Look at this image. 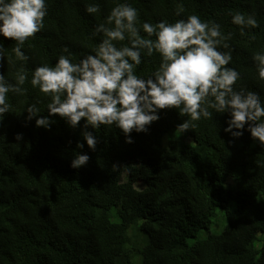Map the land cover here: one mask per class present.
<instances>
[{
	"label": "trees",
	"instance_id": "1",
	"mask_svg": "<svg viewBox=\"0 0 264 264\" xmlns=\"http://www.w3.org/2000/svg\"><path fill=\"white\" fill-rule=\"evenodd\" d=\"M120 2L138 10L141 24L192 14L220 24L225 35L232 33L228 66L241 75L235 87L264 100L252 59L264 51V0ZM91 3L99 4V13H86ZM115 5L48 0L45 27L23 48L28 80L35 67L67 55L64 48L73 62L92 52L102 38L92 32ZM179 6L185 11L176 16ZM236 11L253 14L260 26L241 35L231 23ZM0 42L6 49L0 73L14 82L20 62H7L15 60L14 42ZM159 62L156 53L142 56L136 72L147 78ZM23 87L25 95L9 94L13 113L0 124V264H264V147L248 131L238 139L224 132L227 113L181 134L176 127L187 117L164 109L147 134H131V144L114 125L89 128L99 140L91 151L82 127L70 128L58 115L50 130L26 121L29 104L39 101L40 115H47L49 101L29 82ZM76 152L90 157L79 169L70 167Z\"/></svg>",
	"mask_w": 264,
	"mask_h": 264
},
{
	"label": "clouds",
	"instance_id": "2",
	"mask_svg": "<svg viewBox=\"0 0 264 264\" xmlns=\"http://www.w3.org/2000/svg\"><path fill=\"white\" fill-rule=\"evenodd\" d=\"M47 3L48 0H0V37L15 45L11 49L15 60L8 57L7 62L13 66L20 62L14 82L0 73V124L6 114L13 113L9 94L25 95L27 89L23 86L29 82L49 102L47 115H40L39 101L29 104L24 110L25 120H35V127L50 130L55 123L51 118L58 115L70 128L82 127V138L91 151L96 150L99 140L89 128L114 125L124 134L125 143L131 144V134H147L164 109H176L179 116L187 117L176 127L181 134L195 129L201 119H212L214 113H227L230 118L224 132L238 139L248 131L253 141L264 147V100L255 91L235 87L241 75L228 66L233 60L227 42L232 33L225 35L220 24L204 21L196 14L175 22L161 19L141 24L136 8L116 0L110 14L92 32L93 37L102 36L92 52L73 62L72 54L64 48L67 55H59L52 66L45 63L35 67L29 81L26 65L30 57L23 48L45 27ZM85 11L97 14L100 6L91 3ZM184 11L179 6L175 15L181 16ZM230 15L241 35L246 34V29L260 26L253 14L236 11ZM5 51L0 42V61L5 59ZM154 53L159 55V66L147 78L139 76L136 69L142 56L152 57ZM252 59L258 79L264 81V51L254 53ZM22 138V133L15 136L17 141ZM84 146L77 142L78 149ZM89 159L88 154L76 152L70 167H84ZM118 168L113 165L114 171Z\"/></svg>",
	"mask_w": 264,
	"mask_h": 264
}]
</instances>
